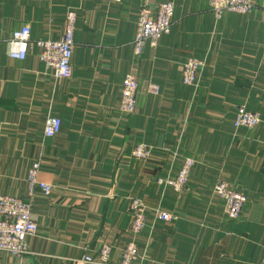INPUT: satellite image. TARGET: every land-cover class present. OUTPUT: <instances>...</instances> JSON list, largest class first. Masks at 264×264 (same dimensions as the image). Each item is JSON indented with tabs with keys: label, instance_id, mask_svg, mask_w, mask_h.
I'll return each mask as SVG.
<instances>
[{
	"label": "crops",
	"instance_id": "0c3cea01",
	"mask_svg": "<svg viewBox=\"0 0 264 264\" xmlns=\"http://www.w3.org/2000/svg\"><path fill=\"white\" fill-rule=\"evenodd\" d=\"M173 2L170 34L141 57L134 53L142 0H0V195L32 203L37 234L29 254L0 251V264H84L107 244L120 264L130 241V200L147 208L134 264H259L264 259V0L249 15L212 14L208 0H149L155 12ZM78 15L73 76L56 79L39 60L40 40H59L66 14ZM28 31L24 61L7 56L5 42ZM189 59L204 62L197 87L184 85ZM139 83L138 107L119 103L125 75ZM160 87L159 95L147 91ZM261 116L253 129L234 127L237 109ZM49 117L60 133L44 134ZM138 144L154 150L136 160ZM186 158L196 162L187 189L158 184L173 179ZM50 196L29 193L27 176ZM228 182L248 199L231 220L215 185ZM175 215L163 222L155 210Z\"/></svg>",
	"mask_w": 264,
	"mask_h": 264
},
{
	"label": "built area",
	"instance_id": "2783aa9c",
	"mask_svg": "<svg viewBox=\"0 0 264 264\" xmlns=\"http://www.w3.org/2000/svg\"><path fill=\"white\" fill-rule=\"evenodd\" d=\"M125 0H105L109 4H120ZM139 11L136 34L133 41L136 57H141L146 47L158 46L159 41L170 34L172 29L175 4L173 2L161 3L155 12L149 7V0H142ZM209 7L216 19H221L226 13L237 15H249L254 10L253 0H208ZM78 15L75 11L66 14L64 30L59 40H40L36 46L40 50L39 60L45 65L56 79L69 80L73 76L72 59L75 49V33ZM7 56L12 60L24 61L27 58L28 49L31 47V38L28 31H16L12 38L5 42ZM204 62L197 59H189L183 65L182 81L184 85L197 87L199 74ZM147 91L153 95H159L160 87L157 84H149ZM139 83L132 73L125 75L119 111L124 115H132L138 107ZM262 122L261 116L249 111L245 106L237 109L234 127L236 129H253ZM62 128V120L57 117H49L45 124L44 134L47 138L56 137ZM154 155L153 148L148 144H138L132 151V157L136 160L148 161ZM196 162L186 158L182 169L173 179H159V185L173 188L177 193H183L191 176ZM40 163L32 165L28 172L27 183L29 193L39 190L48 197L53 187L40 180ZM215 195L225 205L227 216L234 221L239 220L244 212L247 197L228 182L220 181L214 187ZM130 213L132 221L129 229L130 241L123 250L120 264H134L138 259L137 239L143 232L147 223V208L142 200L132 198L130 200ZM155 216L163 222H173L178 218L175 215L155 210ZM38 226L32 214V203L14 196L0 195V251L22 257L29 254L28 239L37 234ZM112 247L104 244L97 255L85 257L84 264H112L110 257ZM264 264V259L259 263Z\"/></svg>",
	"mask_w": 264,
	"mask_h": 264
}]
</instances>
